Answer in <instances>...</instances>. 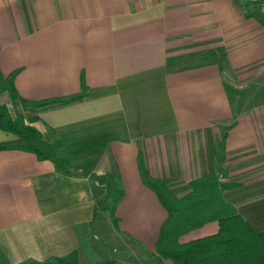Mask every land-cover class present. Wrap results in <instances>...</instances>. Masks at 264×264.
Listing matches in <instances>:
<instances>
[{
  "label": "crops",
  "instance_id": "1",
  "mask_svg": "<svg viewBox=\"0 0 264 264\" xmlns=\"http://www.w3.org/2000/svg\"><path fill=\"white\" fill-rule=\"evenodd\" d=\"M15 73L21 100L83 98L24 113L77 159L72 175L0 151V264L74 253L79 264H128L115 255L129 243L157 255L169 213L142 167L178 198L216 176L264 233V0H0V78ZM0 102L21 105L8 93ZM18 139L0 130V145ZM106 176L122 184L116 206ZM93 229L121 251L85 258ZM219 230L212 222L180 243Z\"/></svg>",
  "mask_w": 264,
  "mask_h": 264
},
{
  "label": "trees",
  "instance_id": "2",
  "mask_svg": "<svg viewBox=\"0 0 264 264\" xmlns=\"http://www.w3.org/2000/svg\"><path fill=\"white\" fill-rule=\"evenodd\" d=\"M16 76L17 73L9 78H0V96L8 93L13 102L20 101L22 112L13 115L10 107L0 102V130L14 133L19 139L14 143L1 144L0 151L33 153L40 161H51L60 172L72 175L77 159L69 158L59 138L56 137L54 143L45 141L44 136L28 124L24 113L68 105L82 100L83 95L38 103L24 101L15 88ZM141 169L145 184L156 192L169 213L157 244L156 260L160 264L166 261L172 264H264V233L224 200L223 190L229 186L220 185L219 179L213 175L196 181L188 195L178 198L170 191L167 181L158 182L144 167ZM97 179L108 185L105 200L112 199L116 206L124 195L121 182L113 176ZM212 222L219 223L218 234L188 244L180 243L183 236ZM42 264H79V255L74 253Z\"/></svg>",
  "mask_w": 264,
  "mask_h": 264
},
{
  "label": "rangeland",
  "instance_id": "3",
  "mask_svg": "<svg viewBox=\"0 0 264 264\" xmlns=\"http://www.w3.org/2000/svg\"><path fill=\"white\" fill-rule=\"evenodd\" d=\"M10 110L13 115L22 112V104L19 106H10ZM92 236L94 237V240L91 243H86L83 247L85 258H88L92 262H102L105 258L106 260L110 259L112 253H116L120 250L115 244L113 238L114 234L108 231L99 232L93 229ZM128 245L127 252L123 253V250H120L122 253L120 252L118 254L121 255L115 256H120L121 258L126 259L128 264H157V255L153 253V251L148 250L141 245H133V243H129Z\"/></svg>",
  "mask_w": 264,
  "mask_h": 264
}]
</instances>
